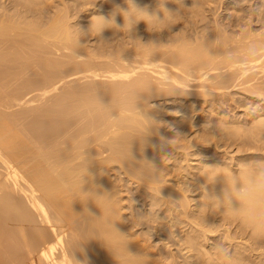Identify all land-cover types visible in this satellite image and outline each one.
I'll return each mask as SVG.
<instances>
[{
    "label": "bare ground",
    "instance_id": "obj_1",
    "mask_svg": "<svg viewBox=\"0 0 264 264\" xmlns=\"http://www.w3.org/2000/svg\"><path fill=\"white\" fill-rule=\"evenodd\" d=\"M82 1L90 5L82 10L87 29L93 16L108 17L117 6L126 7L123 0H95L93 5V0ZM188 1L189 5L182 1L183 15L172 19L168 28L150 32L144 22L136 25V37L161 45L150 58L145 52L137 57L135 49L128 48L121 53V60V41L116 40L120 33L112 28H106L100 34L107 37L116 34L103 49H89L83 45L85 41L81 36L75 53L87 56L77 57L71 51L73 31L62 17L42 30L18 13L0 16V264H71L69 251L75 230L89 226L73 214H83L85 207L89 215L101 214L91 200L86 205L78 199L73 200L80 195L84 154L88 176L82 191H88L91 184H95L98 193H112L109 207L114 213L112 219L117 220L114 227L129 235L131 252L148 253L150 264L161 263L157 261L160 256L167 264L177 262L172 249L166 256L154 242L157 236L163 243L175 236L183 249L191 250L193 238L182 235L181 227L205 237H214L222 231L205 224L204 220L213 213L208 212L200 199L194 198L195 205L189 209L186 197L182 195L185 188L167 184L164 173L168 169L164 161L168 157V160L180 158L186 162L184 172H180L185 176L192 174L194 179L191 178L189 184L193 187V196L200 189L199 185L205 184L209 197L225 201L227 185L224 177L220 175L212 183H206L201 172L207 166H222L216 171L236 174L237 187L246 191L242 196L233 195L231 206L234 210L225 203L226 211L239 216L245 225L264 232V183L250 185L242 175L245 170H250L257 178L264 176V171L261 172L264 163L263 167L260 165L261 169L240 161L233 163L239 159L236 152L239 155L246 149L235 146L238 150H231V146L238 145L245 136L264 143V0H253L254 3L245 0L246 4L243 0L239 4V0H218V4L226 3V10L237 12V20H233L234 13L229 22L214 18L212 10L216 5L210 9L213 19L210 15L205 16L203 11L208 10L214 0ZM134 2L149 12L157 10V0ZM164 6L173 12L179 7L175 0H167ZM205 17L212 22L205 23ZM115 21L122 24L123 17L117 14ZM200 22L209 24L206 26H210V31L205 25V28L201 27ZM182 24L196 26L193 30L196 34L190 36L192 31L187 33L185 30L190 26L180 27ZM100 37H94L92 44ZM113 48L116 49L115 56ZM62 50L64 53L57 54ZM56 54L60 56H52ZM77 75L105 80L69 84L51 94L65 79ZM165 77L170 79L176 91L157 94L153 90L147 97L142 96V100L146 99L154 106L147 114L155 124L150 126L143 143L134 140L131 146L134 160L150 161L155 167L153 173L145 171L141 163L124 154L128 140L138 135L134 128H142V125L134 120L129 121V127L106 122L97 111L95 95L97 92L100 102L108 104L110 93L126 85L148 78L158 84ZM233 91L238 97L232 96L235 98L232 103L245 110L239 116L241 120H227V117L222 121L212 113L207 114L208 108L207 116L201 113L196 118L185 117L190 115V110L193 112L192 109L188 111L193 105L182 108L187 95L194 97L192 101H198L196 97L212 96L216 99L210 98L211 102H221L222 106L227 100L222 101L221 97ZM199 106L195 112H200ZM211 112L214 111L211 109ZM241 122L251 126L244 129ZM206 123H212L210 130L214 134H209ZM202 124L206 128H200ZM174 137L177 140L174 141ZM180 140L185 142L179 143ZM189 159L194 160V164L188 162ZM134 184L138 193L136 199L148 207L147 221H144L149 224L147 226L135 209L133 217H127L122 199L118 197L126 191V186L130 188ZM166 223L168 228L176 231L166 228ZM148 232H152V238ZM226 239H230L229 235ZM82 249V253L79 250L73 252L75 259H87L88 264H115L99 239L87 240Z\"/></svg>",
    "mask_w": 264,
    "mask_h": 264
},
{
    "label": "rangeland",
    "instance_id": "obj_2",
    "mask_svg": "<svg viewBox=\"0 0 264 264\" xmlns=\"http://www.w3.org/2000/svg\"><path fill=\"white\" fill-rule=\"evenodd\" d=\"M184 1L187 3H184V2H182V3L189 5L188 0H184ZM217 1L218 0H214L213 3L212 2L210 3V7L208 8L209 11L208 10L203 11V12H205V16L210 15L209 17H212L213 15H211V14L213 12H211L210 9L211 8L214 9V5H216L215 9L212 11H214V13H215L214 16H216V17H214V16L213 17L216 18L218 21L229 22L230 19L232 18L231 14H234V13H235L233 16L234 19L233 18L232 19L237 20L236 19L237 12H235V10H226V7H225L226 3L218 4V3H216ZM227 1L232 2V1H236V0H227ZM240 1H241V3L245 2L244 4L247 3V1H245V0H243V2H242V0H239V2L237 0L238 4L240 3ZM251 2L254 3L253 0H251ZM251 2L249 4H251ZM211 4H213L212 7H211ZM187 5H185V7ZM219 5H221V6H219ZM231 5L234 6V4H231ZM85 7H90V5L88 3L83 2L82 0H0V16H5L9 13L10 14H12V13L17 14L18 13L19 15L25 17L27 20L32 21L35 24H37L40 27V29H42V30H46L48 27H50L52 25L53 21L57 20L59 17H62L63 20H66V22L70 25L71 30L73 31V35H74L75 28L79 29L82 33H87L88 29H87V27H85L86 22H84L85 21L84 20L85 13L82 12V10ZM255 7H256V5H255ZM206 11H208V12H206ZM231 11H234V12L231 13ZM208 13H210V14H208ZM239 14H242V12ZM183 17L186 18V16H183ZM209 17H207V19L205 17L206 20L203 19L205 23L212 22L209 20ZM213 17L210 19L212 20ZM192 19L195 20V17L192 16ZM219 19H221V20H219ZM188 22L192 23L191 20H189ZM201 22H203V21H201ZM205 23H201V27H203L204 25L205 26L209 25V24H205ZM183 25L184 24L180 25V27ZM184 26H188V27L190 26L189 27L190 29L187 27L185 28L187 33L192 31L191 32L192 34L190 36H193L194 34H196L193 31V30H195L194 27H196V26H193L192 24L191 25L185 24ZM205 26H204V28H205ZM201 27H200V30H201ZM209 28H210V26L209 27L206 26V30L210 31ZM174 30L176 31L177 29H174ZM203 30H205V29H203ZM199 32H201V31H199ZM100 36L101 37L103 36V37L102 38L100 37L99 39L109 41L112 38H114L116 36V34L113 36L110 35L111 37L110 36L107 37V35L106 36L100 35ZM83 37H84V41H85L83 43V45L87 46L89 49H93V48L100 49L101 47L103 49L105 46L104 44L108 43L105 41H99L98 40L99 42L92 44V42L94 41V37H89L87 35H83ZM64 51L65 50L58 51L57 54H62V53H64ZM57 54L52 55V56L59 57L60 55H57ZM80 76L81 75L68 77L67 79H65V81L63 83L59 84V88L56 91L52 92L51 94H56V93L60 92V90H62L64 87H67L69 84H75V83L86 84V83L93 82V81L99 82V81L105 80V78H91V77H80ZM190 96L191 95H187L186 99L184 98V101H183L184 105L182 107L183 109H185L184 107H186V105H187V107H186V109H187L190 105H193V106L189 107V109H188V111L190 109H192L193 112L190 110L189 111L190 115L187 116L185 114L186 115L185 117H187V118L188 117L196 118V116L198 114L200 115L201 113H203L204 116H207L206 115V113L208 112L207 110L210 109L209 110L210 112H208L207 114L212 113V116L220 118V120L222 119V121H224V118L227 119V117L229 118L227 120H230L232 118H237V119L241 118L242 119V117H239V116H242L240 114H242V112L245 111V110H243L244 108H242V109H241V107L236 108V105L232 103L233 102L232 99H235L233 97H236V98L238 97L237 95H235V91H233L231 94L226 93V95L221 97L222 101L227 100L225 102L226 105H224L225 104L224 103V104H221L222 106H220V104H219L221 102H216L215 104L212 103L211 102L212 100H210V98H213L212 96H202L201 98L196 97L198 99V101H192V100H194L193 99L194 97L193 96L190 97ZM206 97H209V98H206ZM230 97H232V98H230ZM199 98L203 99V100H200ZM204 99L207 102H205ZM213 99H216V98H213ZM160 102H161V104L163 103V101H160ZM255 103L257 104V102H255ZM256 104H254V105H256ZM215 105H218L219 109H218V106H215ZM230 105H231V107H230ZM196 106H199L198 110H200V112L199 111L195 112V110L197 109ZM200 107H202V109H200ZM229 107H230V109H229ZM211 109L214 112H211ZM203 110H204V112H203ZM216 111H218V112H216ZM230 112H231V115H230L231 117H229ZM237 115H238V117H237ZM226 119H225V121H227ZM206 124H208V125H206V126H208V128H209L210 124H211L210 126H212V123H206ZM242 124H244V123H242ZM247 125L248 124L243 125L244 129L251 126V125H249V126H247ZM201 126H200V128H203L205 125L202 124ZM206 126H205V128H206ZM245 126H247V127L245 128ZM204 130H206V129H204ZM178 133H179V131H178ZM182 135H183V133H182ZM173 140L175 141V140H177V138L174 137ZM239 141L238 142L240 145L239 144L234 145V147L229 145L228 147L230 148V146H231V150H233V152H236L235 150L242 149V148L246 149V152L245 153L239 152L240 153L239 155H237L238 152H236L235 155L237 157H239V159L234 160L233 163H238L240 161V163L242 162V163L248 164L249 166H252V168H254V169L255 168L261 169V167H263L262 164L264 163V143H258V141H254V139L249 137V136H245V137L241 138ZM182 142L184 143L185 141L180 140L179 143H182ZM260 142H263V141H260ZM231 144H233V143H231ZM235 144H237V143H235ZM235 146L236 147L239 146L238 149H236ZM258 146H260V147H258ZM260 148H261V150H260ZM254 149L255 150L258 149V150L255 151ZM168 158H166L164 161V166L166 164L167 165L166 170L168 169L167 170L168 172L165 171V173H164L166 176L165 178L167 179V182H168L167 184H169V185L175 184V185H177V187H183V189L185 188V192L182 193V195L184 197H186V201L188 202L187 205H188L189 209L190 208L192 209V207H194V205H195V203L193 201L194 198L200 199L205 204V207H207L208 212H210V214L213 213V215L210 216L207 220H204L205 224L210 226V227H213V228L222 229V231L220 234H216V236H214V237H209V236L205 237L203 234H200V235L191 234L185 227H181L179 231L182 235L190 236L193 238L192 244L194 247L191 250L183 249V246H180L178 241L175 240V239H177V238H174L175 236L174 237L170 236V239L167 240L168 244L166 243V241H165V243H163V241L161 240V237L157 236V238H154V242L156 244H158L160 248H162L161 250L163 252H165L164 254H166V256H168L167 252L169 251V249H172L177 256L176 264H264V232H262L260 230H256L252 226H247L244 223H242V219L239 216L231 215L228 211H226L225 205H222L220 208H217L215 203L210 204L209 201L207 199H205V196H209L208 191L205 189V184L199 185L200 189H198L195 192L197 194L195 196H193L194 192L191 191V190H193L192 189L193 187L190 186V184H189L190 181H192L191 178H193V176H191L192 174L185 176V174L182 173V172H184L183 168L187 165L186 162L184 160H181L180 158L176 159V160L174 158H170L168 160ZM188 162H190L191 164H194L195 161L194 160L192 161L189 159ZM260 165H261V167H260ZM181 167H182V170L179 169ZM174 170H177L178 172H176ZM180 171H182V172H180ZM255 171H258V170H255ZM262 171H264V167L261 169V172ZM166 174H168V175H166ZM187 177H190V178H187ZM188 179H189V182H187ZM125 183L127 184V181ZM127 185H129V184H127ZM129 187L130 188H128L126 186L125 187V188H127V189H125L126 191H124V193L119 194L120 196H118V197H121V199H122L121 204L124 207V209H123V211H125L124 213H126L127 217L131 218V216L133 217V212H134L133 209H135L136 212H138V211L141 212V214L139 212L137 214L138 217L140 216L141 221L142 220H143L142 222L147 221L146 215L148 213L147 212L148 207L145 204L142 205L143 203L141 204V201H138V199H136V198H138V193L136 191L135 184L133 187H131V186H129ZM190 200H192V201L189 202ZM165 207H166V209L168 208L167 205H165ZM147 224L145 223L146 226H147ZM166 228H168L167 223H166ZM168 229L172 230V231L175 230L174 228H168ZM226 235H229L230 239H226ZM164 246H166V248ZM163 256L165 257V255H163ZM157 259H158L157 261L160 260L162 264L166 263V262H163L164 260H163V258H161V256ZM161 263L158 262L156 264H161Z\"/></svg>",
    "mask_w": 264,
    "mask_h": 264
},
{
    "label": "clouds",
    "instance_id": "obj_3",
    "mask_svg": "<svg viewBox=\"0 0 264 264\" xmlns=\"http://www.w3.org/2000/svg\"><path fill=\"white\" fill-rule=\"evenodd\" d=\"M123 2L126 4V7L122 8L117 6L114 8L112 14L108 17L102 15L93 16L91 18V24L87 30V33H82L79 29L75 28L73 40L74 47L71 49L73 55L77 57L87 56H80L75 53V49L79 46L78 42L81 36L87 35L89 37H99L106 28H112L116 32L120 33L119 37L116 39L121 41V50L119 51L120 59L121 53L128 48H134L137 57L141 52H145L147 54V58H150L154 52L160 49L161 45L153 41L143 42L140 38L136 37V25L142 21L145 23L148 31L159 32L165 28H168L171 25V20L182 14V6L184 7L182 0H175V2L179 5L177 11H169L164 6L167 0H157V10L149 12L147 9L138 7L134 0H123ZM94 3L95 0H93L92 5ZM117 14L123 17L122 24L116 23L115 16ZM177 22L179 21L177 20ZM99 41L105 40L100 39ZM137 41L139 42L138 44ZM124 45L127 46L125 47ZM113 55H116L115 48H113ZM189 87L185 90L187 91ZM153 90H155L157 94H164L165 92L171 94L175 93L176 91L170 79L167 77L159 81L158 84H154L153 81L148 78L139 81L136 84L126 85L115 93H110L111 101L108 104L101 103L96 92L95 104L97 111L106 122L115 123L121 127H129L131 126L129 121L134 120L142 125V128H134V131L137 132L138 135H135L128 140L127 146L124 149V154L126 158L141 163V166L145 171L154 173L155 167L150 161L144 159L134 160L131 152L132 142L134 140H139L141 143H143L144 137L148 134L150 126L155 124V121L147 114L154 106L148 104L146 99L142 100V96L147 97L152 93ZM141 104L143 105L142 107L138 106ZM210 128L211 126L208 128L209 134H214ZM84 162V169L80 175V195L73 200L78 199L82 204L85 205L89 200H91L101 210V214L99 216L89 215L87 213L86 207L84 209V213L81 215L72 213L74 218L85 221L89 226L75 230V236L69 251L71 264H88L87 259H75L73 252L75 250H79L82 253V245L89 239L101 240L111 253L115 264H150L151 257L148 255V253L131 252L128 249V244L131 241L129 235L117 231V229L114 227V224L117 220L112 219V215H114V213L109 207V205L112 203V193H98L96 191L98 186L95 184H91V187L88 191H82V186L86 182L85 177L88 176V162L85 159V154ZM218 168L222 169L223 167L207 166L204 170H202L201 175L206 177V183H212L220 175L224 177L227 185L225 189V201H221L216 197L209 196H205V199H207L210 204L215 203L217 208H220L226 203L229 208L233 209L231 206L233 195L242 196L246 189L242 190L240 186L237 187L239 183L236 174L233 173L232 175H228L222 171H216ZM242 175L245 181L250 185L255 183H264V176L257 178L250 170H245ZM88 182L91 183L90 176L88 177ZM152 211L153 210L150 212ZM151 233L152 232H148V236L152 238Z\"/></svg>",
    "mask_w": 264,
    "mask_h": 264
}]
</instances>
